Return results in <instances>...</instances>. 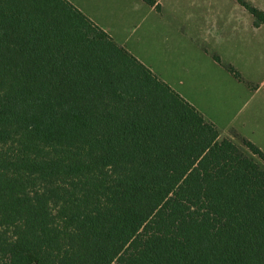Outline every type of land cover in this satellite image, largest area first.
Segmentation results:
<instances>
[{"label":"trees","instance_id":"1","mask_svg":"<svg viewBox=\"0 0 264 264\" xmlns=\"http://www.w3.org/2000/svg\"><path fill=\"white\" fill-rule=\"evenodd\" d=\"M238 138L69 0H0V264H264Z\"/></svg>","mask_w":264,"mask_h":264},{"label":"rangeland","instance_id":"2","mask_svg":"<svg viewBox=\"0 0 264 264\" xmlns=\"http://www.w3.org/2000/svg\"><path fill=\"white\" fill-rule=\"evenodd\" d=\"M73 1L86 11L97 9L93 14L107 32L197 105L224 136L244 137L264 151V23L256 25L241 1L160 0L161 13L139 7L138 0L136 12L132 3L124 8L125 0H103L104 11L101 0ZM246 1L264 12V0ZM213 52L244 81L220 66Z\"/></svg>","mask_w":264,"mask_h":264},{"label":"crops","instance_id":"3","mask_svg":"<svg viewBox=\"0 0 264 264\" xmlns=\"http://www.w3.org/2000/svg\"><path fill=\"white\" fill-rule=\"evenodd\" d=\"M72 4H74L78 9H80L86 16H88L93 22H95L97 25H99L101 28L103 27V29L105 30V31H107V29H108V27L107 26H105L104 24H102L101 22H100V20L93 14V13H99L98 11H97V9H95V10H85L82 6H80L78 3H75L73 0H69ZM120 1V5H121V3H122V1L123 0H119ZM125 1H127V4L125 5V7L124 8H126V9H129L130 8V5H131V3H132V5H133V7L135 8V12H136V10H137V8H136V6H135V4H133V0H131L130 2H128V0H125ZM139 7H142V6H144V4H147L148 6H149V8H150V11H161V9H162V7H163V4L161 3V1L160 0H156V5H150V4H148V3H146L144 0H138V1H134ZM160 2V3H159ZM99 3H100V5H101V7L103 8L102 10L104 11V8H105V3H104V1L103 0H101V1H99ZM159 13H161V12H159ZM262 26V25H261ZM258 27V26H257ZM111 35V34H110ZM113 38H114V35L112 34L111 35ZM115 39V38H114ZM116 40V39H115ZM118 43H120L121 45H123V46H125L123 43V41L122 42H119V40H116ZM130 51V50H129ZM208 51V50H207ZM131 52V51H130ZM132 53V52H131ZM210 53V52H209ZM133 55H134V53H132ZM134 56H136V55H134ZM212 56H213V58H214V60L220 65V66H222V67H225L228 71H230L229 69H228V66H232V67H234L235 68V70L236 71H238V73L240 74V71L233 65V64H230L228 61H226V59L222 56V55H220L218 52H213L212 53ZM216 56L218 57V59L216 58ZM137 57V56H136ZM138 58V57H137ZM139 59V58H138ZM140 60V59H139ZM141 61V60H140ZM142 62V61H141ZM145 64V63H144ZM146 65V64H145ZM147 66V65H146ZM149 67V66H148ZM152 71H153V69L151 68V67H149ZM231 72V71H230ZM158 75V74H157ZM233 75H234V73H233ZM241 75V74H240ZM159 76V75H158ZM235 76V75H234ZM160 78H161V76H159ZM236 77V76H235ZM242 77V76H241ZM237 78V77H236ZM162 79V78H161ZM238 80H240V81H244V79H243V77H242V79H239V78H237ZM163 80V79H162ZM239 81V82H240ZM166 82V81H165ZM167 83V82H166ZM168 84V83H167ZM170 85V84H169ZM171 86V85H170ZM172 87V86H171ZM173 89H175V88H173ZM176 90V89H175ZM177 91V90H176ZM178 92V91H177ZM180 95H182L180 92H178ZM183 96V95H182ZM184 97V96H183ZM186 100H188L189 101V99H187L186 97H184ZM191 104H193V102H191V101H189ZM198 110H200L199 109V107L197 106V105H195V104H193ZM201 111V110H200ZM202 112V111H201ZM203 113V112H202ZM204 114V113H203ZM205 115V114H204ZM206 116V115H205ZM207 117V116H206ZM208 118V117H207ZM208 119H210V118H208ZM211 121H213L212 119H210ZM214 122V121H213ZM215 123V122H214ZM216 124V123H215ZM217 125V124H216ZM218 126V125H217Z\"/></svg>","mask_w":264,"mask_h":264}]
</instances>
